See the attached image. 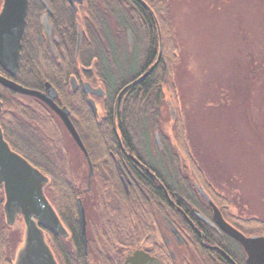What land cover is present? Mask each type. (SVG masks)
<instances>
[{
  "label": "trees",
  "instance_id": "16d2710c",
  "mask_svg": "<svg viewBox=\"0 0 264 264\" xmlns=\"http://www.w3.org/2000/svg\"><path fill=\"white\" fill-rule=\"evenodd\" d=\"M50 2L54 11L53 17L58 12L73 14L72 8L62 0ZM145 2L149 8L137 0H86L83 27L87 34L82 36L79 54L76 56L75 53L77 28L72 15L70 21L63 23L67 24L69 33L65 36L66 48L64 47L63 55L60 56L68 61L66 65L59 66L57 61L60 58L52 56L40 34L39 16L43 5L39 0H29L23 52L15 79L26 87L42 90L44 82L48 80L58 90L56 102L71 109L72 120L93 163L94 175L90 186L85 182L77 183L74 178L67 135L72 141L73 138L55 112L35 96L9 91L0 85V92L4 98L2 119L5 138L49 176V181L44 186L45 194L70 232L68 237H64L46 230L47 241L59 264H88L93 254L100 260V264H109L108 255L121 264L123 254L117 250L119 243L133 245L140 236L153 237L150 222L152 203L158 204L161 198L159 194L152 195L149 191L157 190L163 193L157 186L156 178L143 170L140 171L141 175L138 170H134L139 174L134 192L127 193L123 187L117 188V183L114 186L117 180L112 178L111 158L113 155H123L122 146L132 153H137L138 157L145 160L146 165L156 172L160 170L155 157L175 158L177 169L174 188L179 190L180 207L186 206L188 198L186 191L194 190L192 182L198 181L208 190L231 224L246 235L264 234L263 218L236 215L231 211L230 197L216 190L209 182L192 152L182 118L173 121V136L177 148L170 143L164 144L165 154H161L156 148L152 131L161 119L166 90L170 89L176 93V68L180 64V56L171 0ZM157 22L161 31V56L153 70L142 81L122 93L116 108L118 117L114 119L115 100L125 82L114 78L112 68L116 69L122 61L132 62L129 58L130 51L126 49L127 44L123 40L125 30L122 29V24L128 26L134 33L137 28V32L142 31L145 35L143 45L140 46V43L135 41L131 51L132 55H136L135 58L140 55L142 63L139 68L143 70L153 64L158 57L160 38ZM115 24L117 27L112 31ZM31 33L35 44L33 49L27 42ZM35 54L46 61L50 71L40 69L33 58ZM95 61H98L94 65L95 71L103 77L109 97L106 103L103 101L101 104L105 114L103 118L92 117L87 109L88 105L84 106L89 132L75 118L76 103L70 93L69 96L66 95L64 77L72 69V62L92 65ZM260 68H264V63L260 64ZM253 74L251 72V76ZM245 86L244 90L251 86L250 80ZM114 123L120 126L119 137L114 130ZM102 158H109L110 163L103 162ZM86 180L88 182V178ZM168 183L171 181L168 180ZM191 195L196 200L193 193ZM78 198L82 199L86 209L88 204L96 211V223L90 222L88 254L85 253L81 239L77 214ZM193 203L199 204L197 201ZM184 230L192 233L188 227ZM240 257L245 264V251L241 250Z\"/></svg>",
  "mask_w": 264,
  "mask_h": 264
},
{
  "label": "rangeland",
  "instance_id": "374dc122",
  "mask_svg": "<svg viewBox=\"0 0 264 264\" xmlns=\"http://www.w3.org/2000/svg\"><path fill=\"white\" fill-rule=\"evenodd\" d=\"M171 11L180 56L177 90H166L153 141L157 136L177 148L173 121L182 118L198 164L214 188L230 197L231 211L264 219V0H171ZM122 27L129 50L128 26ZM135 30L133 45L141 46L145 35ZM131 51L132 62L112 68L115 79L138 71L140 55ZM33 58L42 71H50L42 57ZM84 127L90 132L87 123ZM67 141L74 178L88 185L85 155L69 135ZM87 207L90 235L96 211Z\"/></svg>",
  "mask_w": 264,
  "mask_h": 264
},
{
  "label": "flooded vegetation",
  "instance_id": "af4514ba",
  "mask_svg": "<svg viewBox=\"0 0 264 264\" xmlns=\"http://www.w3.org/2000/svg\"><path fill=\"white\" fill-rule=\"evenodd\" d=\"M39 1L43 5V10L39 16V22H40V28H41L40 34H42L44 38V43L46 44L48 51H50L52 56H54L55 58L57 57L60 58V56L63 55L62 54L63 49L64 47L66 48L65 36L66 34L69 33L67 24H63V23L65 21H70L71 16L73 15V19L76 22L75 26L77 28L75 53H76V56H78L81 42H82V36L83 34H87L85 28L83 27L84 16H86V14L84 13V5L86 3V0H83L81 3H78L76 8L73 2H71V0H62L64 3L68 4V6L72 8L73 14L71 15L68 13L58 12L55 15V17H53L54 11H53L50 0H46L52 9L51 12H48V17H49L50 22L52 23V32H51L50 39L53 43L54 50L52 49L50 45V42L44 32V29L41 23L42 14L47 11V6L43 0H39ZM2 4H3V1H2ZM28 7H29V4H28ZM27 14H28V11H27ZM26 25H27V16H26L24 32L26 30ZM128 30L132 32L130 28H127L126 29L127 37L129 36ZM24 32H23V36L21 40V43H22L21 54L23 52ZM31 35L32 33L30 34L27 42L29 44V47L30 48L32 47L33 49V47L35 46L34 37H32ZM43 38H41L40 40L43 41ZM132 49H133V39H132V44L130 43L129 45V50L131 51ZM67 61H68L67 59H65L64 57H61L60 60L57 62H59L58 65L60 66V65H66ZM96 62L98 63V61H95L92 65H84L80 62H72V65H71L72 69H70L67 72L66 77H64V82L67 88L66 95L69 96V93H70V96H73L72 99H74L76 103L75 104V108H76L75 118H77L79 124H82L83 126H85L87 122L86 120L87 115L84 113V109H83L85 105L86 106L88 105L87 109L88 111L91 112L92 117H96V118L105 117L103 109L101 108L102 107L101 104L103 103V101L106 103L109 95H108L107 88L104 86L105 81L103 77L98 75L99 73L95 71L96 68L94 65L96 64ZM18 65H19V61H18ZM148 68H145L143 70L138 68V71L134 75H132L129 78L123 79L125 84L118 91L115 104H114V113H113L114 119H117L118 117L117 109H115V107H117L116 104H118V101L120 98V97L118 98V96L121 90L127 84L131 83L132 81L137 79L140 75H142ZM0 74L16 81L15 79L16 74L14 76L11 75L6 69L2 67L1 64H0ZM73 76L75 77V81H76L75 88H73L72 86ZM47 81L44 82V88H45V83ZM86 82L90 83L94 87L101 86L103 88V95L92 93V92H87L84 86V83ZM0 85L9 91H15L14 89H11L10 87L5 86L1 82H0ZM15 92H18V91H15ZM58 94L59 93H57V96ZM91 99H94L97 105V109L93 107L91 103ZM98 106L100 109L98 108ZM69 111H70V118L72 120V113H71L72 111L71 109ZM3 113H4V98H3V94L0 92V126L3 132V135H4L5 129H4V122L2 119ZM116 123H114L115 124L114 130L118 134V137H119L118 132H120L121 129H120V126H118ZM11 130L10 132H12ZM155 134L157 135V133ZM4 138H5V135H4ZM156 139H157L155 142L156 148L161 152V154H165L166 152H165L164 144L168 145L169 143L160 142L157 136H156ZM7 142L9 143L10 147L13 150L21 154L23 157H25L24 153H22L16 147H14L8 140ZM74 142L76 143L75 140ZM77 146L79 145L77 144ZM38 150H40L42 153V150L40 147H38ZM121 152H123L122 156L113 155L111 158L113 161L112 178L117 180L114 186H116V183H117V188L123 187V189L127 193H130L132 191L134 192L136 189L135 185L138 183L137 176L139 174L141 175L142 172L140 171L143 170L144 172L156 178L157 186L161 188V191L163 193L161 194L157 190L149 191L150 194L152 195L159 194L161 198L158 204H156L155 202L152 203L153 204L152 210H151L152 219L150 222L152 225L151 230H152L153 237L140 236L138 237L137 240H135L133 245L119 243L117 250L121 252V254H123V259H122L121 264H125L126 259L134 255L136 250L145 251L146 253L151 255V257L156 258L159 261V264H243L242 258L240 257L241 250L244 251L243 246L241 245L240 242H238L232 236L228 235L220 227L218 222L215 220L214 207L207 201V199L199 192L197 188L196 184L202 185L200 182L198 181L192 182L195 189L190 190L189 192L186 191L187 196H188V198H186V203H185L186 206L184 207L179 206L178 204V199L180 195L179 190L174 188V183H175V178H176L175 170L177 169L174 157H165V156L155 157L154 159L157 161V165H159L158 168L160 170L156 172L155 169L149 168L146 165L145 160L138 157L137 153H132L128 151L125 148V146H122ZM43 154H46V153L43 152ZM85 158H86L87 165H88L87 178L89 180L90 167H89V162H88L86 155H85ZM102 161L105 163H108V162L110 163L109 158H102ZM92 166H93V163H92ZM134 170H138L139 174L136 173ZM93 175H94V166H93ZM168 180H170L171 183H168ZM170 186L171 188H169ZM204 189L209 194L208 190H206L205 187ZM191 193H193L196 200L192 198ZM209 196L214 201V199L212 198L210 194ZM5 201H6L5 189L3 185H0V264H17V254L25 239L26 225L24 222V218L20 213H16L14 217L13 216L10 218L8 217L6 209H5ZM194 201H197V203L199 204L193 203ZM219 209L221 213L223 214L220 207ZM85 212H86V219H87L86 229H87V237H88L89 219L87 218L86 207H85ZM77 214H78V200H77ZM78 221H79V216H78ZM186 227L190 228L192 230V233L190 231L184 230V228ZM80 233H81V229H80ZM45 235H46V231H45ZM83 246L85 249L84 243H83ZM85 253L87 254L89 253V247H87V251L85 249ZM93 256L97 258L96 255L93 254L92 257ZM107 258L109 260V264H118L110 255H108ZM97 261L93 263L91 262V260H88V264H100V260L98 258H97ZM135 264H148V263L144 261V262H138ZM245 264H247L246 258H245Z\"/></svg>",
  "mask_w": 264,
  "mask_h": 264
},
{
  "label": "water",
  "instance_id": "95a60500",
  "mask_svg": "<svg viewBox=\"0 0 264 264\" xmlns=\"http://www.w3.org/2000/svg\"><path fill=\"white\" fill-rule=\"evenodd\" d=\"M43 1L47 6V11L42 14L41 23L50 45L54 50L53 43L50 39L52 23L48 17V12H51L52 9L46 0ZM82 1L71 0L75 8ZM137 1L149 8L145 0ZM28 4L29 0H3L0 10V64L13 76L16 74L21 54V40L25 29ZM158 33L160 48L156 61L137 79L127 84L119 93L118 98L128 87L144 79L156 66L162 52L160 27L158 28ZM128 35L129 42L132 44L130 30H128ZM0 82L15 91L38 97L60 117L66 129L88 159L90 167L88 185L90 186L93 175L91 159L78 130L70 118L69 108L67 106H60L55 101L58 93L56 88L49 81L45 83L44 90L26 87L1 74ZM72 86L73 88L76 87L74 76L72 77ZM84 86L87 92L103 95V88L101 86L94 87L87 82L84 83ZM91 103L97 109L94 99H91ZM48 181V175L10 147L4 138L0 126V185H3L5 189V209L9 218L14 217L16 213H20L26 225L25 239L17 254V264H59L51 246L46 240L45 230L55 232L64 237L69 236V230L45 194L44 186ZM196 185L199 192L214 207V218L220 227L243 246L247 255V264H264V234L246 235L236 228L224 218L219 207L211 199L204 187L199 184ZM78 216L82 241L87 251V219L85 206L81 198L78 199ZM144 261L148 264H159L156 258L151 257V255L143 250H136L134 255L126 259L125 264H135Z\"/></svg>",
  "mask_w": 264,
  "mask_h": 264
}]
</instances>
